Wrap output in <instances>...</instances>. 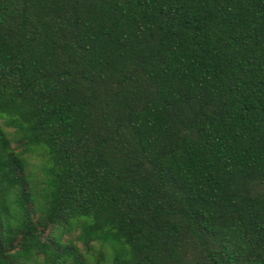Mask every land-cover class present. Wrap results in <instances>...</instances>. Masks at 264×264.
Masks as SVG:
<instances>
[{"label": "trees", "instance_id": "obj_1", "mask_svg": "<svg viewBox=\"0 0 264 264\" xmlns=\"http://www.w3.org/2000/svg\"><path fill=\"white\" fill-rule=\"evenodd\" d=\"M0 264H264V0H0Z\"/></svg>", "mask_w": 264, "mask_h": 264}, {"label": "rangeland", "instance_id": "obj_2", "mask_svg": "<svg viewBox=\"0 0 264 264\" xmlns=\"http://www.w3.org/2000/svg\"><path fill=\"white\" fill-rule=\"evenodd\" d=\"M46 160H47V156L45 152L41 150L32 156L31 161L33 162L35 166H38V169H37L38 173H41L40 167L46 163Z\"/></svg>", "mask_w": 264, "mask_h": 264}]
</instances>
